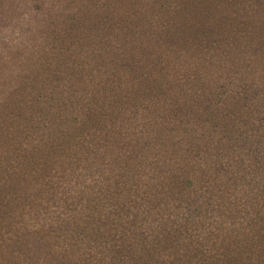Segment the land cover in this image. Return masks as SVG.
Instances as JSON below:
<instances>
[{
    "label": "trees",
    "instance_id": "trees-1",
    "mask_svg": "<svg viewBox=\"0 0 264 264\" xmlns=\"http://www.w3.org/2000/svg\"><path fill=\"white\" fill-rule=\"evenodd\" d=\"M18 4L33 16L23 25L37 32L13 55L18 61L24 55V64L16 61L12 78L17 79L0 101V132L8 127L9 134L7 146L0 144L1 187L7 172L16 192L20 186L15 179L37 187L35 192L53 184L52 166L33 158L35 148H25L20 140L32 131L45 135L48 129L40 141L56 155L63 150L67 156L62 163L90 165V156H108L118 176L107 188L112 203L93 191H78L72 181L65 184V192L88 206L83 214L71 212L67 220L74 237L41 258L40 247L35 250L15 233V240L0 242V264H264V212L260 221L259 213L247 222L234 217L228 227L226 213L204 216L206 227L212 222L224 226L218 235L209 232L205 241L162 233L150 238L149 219L136 227V236L127 229L130 225H117L118 235L111 219L135 197H123L120 187L127 184L132 163L151 153L118 157L108 145L115 136L120 146H140L137 125L151 129L148 144L172 140L165 160L174 163L176 174L191 173L176 184L194 195L200 176L217 177L204 169L195 174L202 155L218 159L216 171H225L232 146L236 160L247 146L248 154L251 147L263 150L264 0H0V35L18 25ZM123 127L130 134L120 135ZM251 134L258 139L251 141ZM237 138L245 139L243 146ZM174 156L181 164L173 162ZM13 158L17 166H12ZM239 158L244 164L245 158ZM216 182L223 192L227 182ZM231 182L236 185V178ZM135 185L136 197L147 189ZM180 197L192 206L197 200ZM191 219L184 213L176 224L189 233ZM7 231L19 227L0 210V234ZM28 232L23 229L24 235Z\"/></svg>",
    "mask_w": 264,
    "mask_h": 264
},
{
    "label": "rangeland",
    "instance_id": "rangeland-1",
    "mask_svg": "<svg viewBox=\"0 0 264 264\" xmlns=\"http://www.w3.org/2000/svg\"><path fill=\"white\" fill-rule=\"evenodd\" d=\"M48 3H51V1H48ZM19 7L20 4L14 8V11L18 13V25L12 24L9 32L0 35V101L3 100L8 90L14 84L15 78L17 79V76L14 79L12 78L15 75L14 72L17 71L19 65L22 66L24 64V55L21 56L19 61L15 58L13 59V55H15V52H22L19 51L21 49L20 46L29 38V34H33L36 31L23 25V22L29 21L33 16H31L32 14L29 10L23 7H20L21 10H18ZM16 61H18V66H16ZM26 64L28 65V62ZM195 124L196 126L200 125L197 122ZM134 128L140 137V146H134L133 148L126 145L120 146L118 138L115 136L108 138L109 147H113L118 157L126 156L128 158L133 154L141 158L143 157L142 152L146 153L147 156L151 153L149 157L137 161L139 164L132 163L131 174L125 177L128 182L120 187L124 190L122 191L123 197L128 195L135 197L131 199V204L129 202V205L125 206V211L112 217L111 220L114 221L116 226L120 225L123 227L122 224L130 225L127 229L130 230L132 236H136V232L138 231L136 227L143 223L145 219H149L150 225L147 226V232L150 238L156 235L158 237L159 233H162V236L163 234H167L170 238H175L179 235V240L200 239L205 241L209 237V232H214L216 235L220 234L224 226L230 224L234 217L238 220L241 219L242 222H247L249 216L255 218L256 214L259 213L261 216L259 217V221L262 219V212H264V207H261L264 204V149L259 150V146L256 148L251 147L253 151L248 154L247 150L250 147H245L238 154L245 158V163L241 164L239 156H237V160L235 159L233 155L234 146H232L231 152L226 155L224 163L225 171H216L218 159H211L202 155L200 159L196 160V167L199 168L196 169L195 174H199L200 169H204L211 174H215L217 177L208 178L200 176V187L194 195L189 191H183L176 184L187 178L191 173L180 171L176 174L175 170L171 169L174 163L169 165L165 160L168 155L164 153L170 151L172 140L168 139L165 141V144L153 141L148 144L146 139L151 129L142 128L138 125ZM127 132L130 134V129L123 127L120 135ZM37 133L38 131L29 132L26 136L21 137L20 140H25L23 143L25 148L29 149L31 146L35 148L34 152H32L33 158L44 165L52 166L50 179L53 184L47 189L41 190V192H35L34 190L37 187L30 188L22 181L16 183L17 179H15V184H19L20 186L16 192L12 187V175L9 172L3 175L6 186L1 187L0 183V210H6L9 213V216L15 222V226L19 227V231H7L4 234H0L3 237H0V242L1 240L7 242L10 239L15 240V233H19L29 240L32 248L36 250L37 247H40L39 253L41 258H43L48 250L58 252L60 246L63 245V242L68 237H74L68 232L66 226L71 212L72 214H83L88 207L86 203L81 205L78 201V196L70 194L68 191L65 192L62 187L72 181V184L79 185L77 187L78 191H93L97 198L104 196L107 202L112 203L113 197L107 188L110 187L112 178L117 177L118 173L112 165L113 158L108 156H90V165L79 162L77 166L75 163L71 164L67 160L62 163L67 154L61 150L56 155V153L49 151L44 146V142L40 141L49 133V129L45 132V135ZM197 133L201 134V129ZM0 134L4 135L3 138L0 137V144L7 146L9 137L8 127L0 132ZM24 134L25 132H22L21 136ZM259 135L251 134L250 140L258 139ZM15 137L19 138L20 134L15 133ZM130 139L133 140V137H130ZM237 140L238 145H244L243 140L245 139L237 138ZM261 146H264V140H262ZM254 149L259 150L258 153H254ZM0 152H2L1 149ZM25 153L27 154L28 152ZM43 157L47 161H43ZM13 159L12 166H17L18 161L15 158ZM56 159L58 165H53ZM173 162L181 164L175 156L173 157ZM227 162H229V165ZM73 165L77 166L75 172L72 171ZM244 165L248 166L245 167ZM3 168V165L0 164V169L3 170ZM73 173L74 175L72 176ZM18 175L20 176L19 173ZM102 175L105 178H102ZM107 177H110V179H107ZM233 178H236V185L232 182L230 183ZM217 180L227 182V186L223 189V192L217 188ZM133 181L135 184L147 188L137 197L135 192L138 189ZM113 191L114 187L112 188ZM154 195H157L158 200L153 197ZM186 195H189L190 199L197 198L194 206L189 204L187 199L180 197ZM133 201H136V204L132 203ZM184 213L192 216L190 222L191 231L189 233L178 228L176 224L178 217ZM199 213H201V217H194ZM221 213L230 215V219L225 221L224 226H215L214 222H212V226L206 227L208 224L204 216H218ZM153 217H157L156 220L158 222H152L151 218ZM119 227L117 226L118 235H120L119 231L121 230ZM24 228H27L29 231L27 235L23 234ZM4 231L5 229L1 230V233ZM8 253L11 252L8 251Z\"/></svg>",
    "mask_w": 264,
    "mask_h": 264
}]
</instances>
